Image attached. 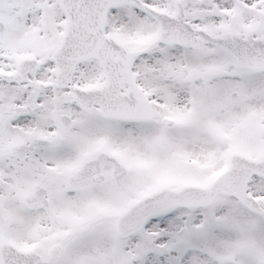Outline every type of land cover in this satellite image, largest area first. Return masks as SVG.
<instances>
[{
	"label": "snow or ice",
	"instance_id": "1",
	"mask_svg": "<svg viewBox=\"0 0 264 264\" xmlns=\"http://www.w3.org/2000/svg\"><path fill=\"white\" fill-rule=\"evenodd\" d=\"M0 264H264V0H0Z\"/></svg>",
	"mask_w": 264,
	"mask_h": 264
}]
</instances>
